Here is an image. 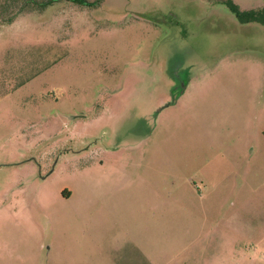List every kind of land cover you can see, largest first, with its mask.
Returning a JSON list of instances; mask_svg holds the SVG:
<instances>
[{"label":"rangeland","instance_id":"obj_1","mask_svg":"<svg viewBox=\"0 0 264 264\" xmlns=\"http://www.w3.org/2000/svg\"><path fill=\"white\" fill-rule=\"evenodd\" d=\"M39 1L0 0V264H264V26Z\"/></svg>","mask_w":264,"mask_h":264},{"label":"trees","instance_id":"obj_2","mask_svg":"<svg viewBox=\"0 0 264 264\" xmlns=\"http://www.w3.org/2000/svg\"><path fill=\"white\" fill-rule=\"evenodd\" d=\"M54 0H42L37 2V6L40 9L51 4ZM224 2L228 9L232 12L235 18L243 24H261L264 26V7H251L249 9H240L238 4L234 0H221ZM23 7V6H22ZM23 10V9H22ZM12 18L7 19V23L11 22Z\"/></svg>","mask_w":264,"mask_h":264},{"label":"crops","instance_id":"obj_3","mask_svg":"<svg viewBox=\"0 0 264 264\" xmlns=\"http://www.w3.org/2000/svg\"><path fill=\"white\" fill-rule=\"evenodd\" d=\"M145 259H141L142 262H147V256H144Z\"/></svg>","mask_w":264,"mask_h":264}]
</instances>
